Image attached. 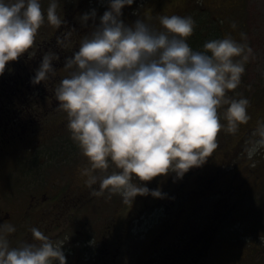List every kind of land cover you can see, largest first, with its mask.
Listing matches in <instances>:
<instances>
[{
  "label": "clouds",
  "instance_id": "obj_1",
  "mask_svg": "<svg viewBox=\"0 0 264 264\" xmlns=\"http://www.w3.org/2000/svg\"><path fill=\"white\" fill-rule=\"evenodd\" d=\"M134 3L107 0L98 19L96 9L80 15L83 24L91 21L92 31L66 58L69 74L55 88L57 107L67 113L71 137L90 163L83 169L87 183H99L93 195L118 193L125 203L138 195L163 197L160 187L140 182L171 173L182 178L218 148L221 129L236 133L251 119L250 99L227 95L240 86L253 55L248 43L226 35L194 49L188 42L196 25L192 16L160 15L158 30L139 16L134 22L122 18ZM59 5L60 0H49L45 15L42 0H0V75L9 62L33 54L45 19L56 27L66 22ZM71 35L66 32L58 42L66 47ZM58 58L45 52L32 83L54 76ZM262 149L264 120L245 142L251 167ZM16 230L14 224H0V264H67L64 241L34 226L32 240L13 245L9 234Z\"/></svg>",
  "mask_w": 264,
  "mask_h": 264
},
{
  "label": "rangeland",
  "instance_id": "obj_2",
  "mask_svg": "<svg viewBox=\"0 0 264 264\" xmlns=\"http://www.w3.org/2000/svg\"><path fill=\"white\" fill-rule=\"evenodd\" d=\"M184 3L194 8H197L196 4H198V8L191 13L196 21L193 33L202 31L203 28L200 25L203 22H210L212 27L214 21L212 39L231 35L236 40L244 41L252 47L253 55L246 64V71L242 76L240 86L227 93L228 96H246L250 99L248 112L251 119L247 124H242L236 133H230L226 129L220 130L217 136L218 148L211 154L212 160L208 161L205 166L195 167L194 172L190 169L180 179L172 173L166 176L165 181L162 175L158 176L157 180L148 182L156 188L160 187L162 192L166 191L163 197L138 195L133 203H125L118 193L116 196L120 200L117 202L115 200L106 202V198L102 195L94 200L90 207L86 205L81 215L78 211L72 210L71 215L73 213L79 215L76 216L77 218L72 217L71 222L38 225L37 227L43 231L44 228L50 229L49 233L44 232L53 239L64 241L67 264H96L99 262L96 251L102 253L101 250L105 251L103 253L117 254L116 258L123 263L126 259V251L134 250V246H138L137 242L144 238L150 229H156L160 221L164 219L162 213L170 218L177 211V205L182 207L190 199H195L192 204L195 210L194 223L209 224L205 228L211 233L206 236L207 244L210 243V254L215 249L213 257L221 256L220 260H214L216 264H264V149L253 158L263 166L262 171L258 172L250 171L255 167H251V161L243 151L245 142L251 136L257 122L264 120V0H135L133 5L123 9L122 18L126 22H134L142 13L147 12L148 16L154 17L160 8L164 12H172V9L183 6ZM88 5L91 6V2ZM203 5L206 10L210 8L209 13L202 10ZM103 9H105L104 6L99 8V10ZM197 25L199 28H196ZM154 28L161 30L160 23H155ZM201 34L204 39L197 41V45L194 44V37L188 38V42L194 49H202L207 41V34ZM226 108L227 105L219 108L223 123H226L223 119ZM65 140L67 143L64 149L66 159L61 158L54 161L55 187L76 190L77 185L82 184V179H78L77 176H81L83 169L86 168L84 165L90 167V163L88 159L85 163L83 162L80 147L72 137ZM54 144L56 151L58 150L56 145H62L57 139ZM201 168L207 172L218 169L223 175L220 178L218 176L216 184L207 183L205 179L200 178L203 174L199 170ZM249 171L250 175L244 185L247 181L251 190H254L262 181L261 193L263 194L258 201H249L251 197L245 198L244 188L240 189L237 186ZM159 180L162 181L161 184L157 183ZM135 182L139 183L138 180ZM219 182L227 185L225 194H220V196L213 194V190L219 188ZM202 187L206 188L203 195L200 193ZM168 189L185 190L187 195L185 198L179 197L182 198L180 200L177 198L172 201L167 200L166 209H157L166 202ZM234 189L237 192L232 193ZM194 191L198 193L195 195ZM177 194L179 193L176 192L172 196ZM219 201L224 203L220 208L216 206ZM235 204L239 212L238 218L232 213L230 215V210L233 212L232 207ZM243 206L248 211L240 213ZM253 206L256 208H252ZM226 210L229 211L226 212ZM240 215L243 216V221ZM222 217L226 223L217 227ZM230 218L231 221L235 219V222L230 223ZM200 260L202 261V258ZM102 262L105 263V259Z\"/></svg>",
  "mask_w": 264,
  "mask_h": 264
},
{
  "label": "flooded vegetation",
  "instance_id": "obj_3",
  "mask_svg": "<svg viewBox=\"0 0 264 264\" xmlns=\"http://www.w3.org/2000/svg\"><path fill=\"white\" fill-rule=\"evenodd\" d=\"M103 1L60 0L58 12L66 22L56 27L45 19L38 30L33 49L30 50L33 54L29 56L25 53L18 60L9 62L3 75H0V224L7 222L16 226V232L9 234L13 245L24 240H32L30 229L34 226L71 222V218H77L76 216L86 205L91 206L94 200L99 199V196L93 195V188L98 189L99 183L88 185L87 176L84 173L77 176L78 179H82V184H78L76 190L55 187L54 161L66 159L65 139L71 138V132L67 127L69 118L65 111L57 107L59 102L55 96V88L60 80L69 74V71L64 68L66 58L73 56L80 46L81 39L92 31L91 21L83 24L80 15L96 9L98 19L108 6L107 0ZM89 2L91 6H87ZM185 3L183 6L172 9V12H164L160 8L154 17L148 16L147 12L142 13L140 17L154 27L155 23H159L160 15H180L183 12L185 13L183 16H186L198 8V4H196L197 8H194ZM48 5L49 0H42L45 15ZM101 6L105 9L99 10ZM203 6L202 10L209 13L210 8L206 10L205 5ZM198 26L196 28H199ZM200 27L203 28L202 33L211 35L214 32V25L212 24L211 27L210 22H203ZM66 32H71L72 35L66 41L65 47L58 42V37L62 38ZM60 48H62L61 52H59ZM49 50L56 52L59 57L54 61L56 73L50 79L34 84L31 80L35 74L34 70L39 66L44 53ZM56 139L62 144L56 145L57 151L54 144ZM79 151L85 163L87 158L81 149ZM76 153L77 151L75 155ZM84 167L87 166L84 165ZM112 170V168L109 169V171ZM199 170L203 173L200 178L205 179L207 183L216 184L218 176L219 178L222 176L218 169L208 172L202 168ZM157 179L158 176L152 181ZM165 179L166 176L163 181ZM148 182L150 181L140 183H147L150 189L156 188ZM157 183L161 184L162 181L159 180ZM218 186L220 189L225 188V184L221 182ZM205 191L206 188H200L201 193L204 194ZM72 210L78 211L79 214L71 215ZM44 231L49 233L50 229L44 228ZM208 235H211L209 231L201 234V239L193 244L201 245ZM201 246L204 253L198 251V247L196 253L191 252L192 255L184 252L185 256L176 249L175 264H181V261L182 264H198L196 257L200 256L203 259V255L210 252L209 248L205 250L206 245ZM101 252L96 251L99 259L96 264H139V250L137 257L135 250L126 251V259L123 263L118 261L117 254L103 253L105 252L103 250ZM104 259L105 263L102 262ZM163 263L165 262L162 260L158 262V264ZM203 263L205 264V261L201 264Z\"/></svg>",
  "mask_w": 264,
  "mask_h": 264
},
{
  "label": "trees",
  "instance_id": "obj_4",
  "mask_svg": "<svg viewBox=\"0 0 264 264\" xmlns=\"http://www.w3.org/2000/svg\"><path fill=\"white\" fill-rule=\"evenodd\" d=\"M183 14H185V13H183V12L180 13V15H182V16H183ZM207 35H208V37H210L208 39H212L211 35H209V34H207ZM200 38L201 39H199V40L195 39L194 44L197 45V41H202V39H204V36H202ZM61 51H62V48L59 49V52H61ZM262 168H263V166H261L257 162L256 167L254 169H251L250 171L251 172H258V171H262ZM192 170L195 171L196 168H192ZM250 171H249L248 175H246V177H243V180L237 186L240 189L244 188L243 193L245 194V198L251 197L249 201H252V200L258 201L262 197V194H263V192L261 193L262 181L257 184V186L254 190H251L247 181H246V184L244 185L245 180L250 175ZM176 192H178L179 194H177L176 196H172ZM195 192L196 191H194L193 194L196 195L198 192H196V193ZM213 192H214V194L220 196V194H222V192H224V189H223V187H221V189L217 188V189H214ZM233 192H237V191L234 189V190H232V193ZM239 192H240V190L238 191V193ZM166 194L167 195H166V199H165V201H166L165 204H162V206H160L157 209H161V208L166 209L167 200L172 201L175 198L180 200L182 198H179V197L185 198V196L187 195L185 190L184 191H174L173 189H169ZM201 194L203 195V193H201ZM116 195H117V193L108 194L107 191H105L103 196L106 198V200H105L106 202H111L112 200H115V202H117V200L119 201L120 198H118ZM99 197H101V196H99ZM194 200L195 199L188 200L186 205H184L182 207L177 205V207H178L177 211H175V213L170 218H167L162 213V218H164V219L160 221V223L157 225L156 229L155 228L150 229L149 232L146 234V236L137 242L138 246H136V247L134 246V250L136 251V253H135L136 257L138 256L137 252L139 250V255H140L139 264H158V262L160 260L165 262L163 264H175L176 257H174V255H175L176 249L180 250L179 252L183 256H185L184 252L196 253L195 251L198 247H199L198 251L204 253V249L201 246L203 244L206 245L205 250H208V248L210 247V243L207 244V241H205L204 239H203V243L201 245L193 244L197 240L201 239V236H200L201 234H205L208 231L205 228V226L209 225L208 223H202V224L194 223L193 213L195 210H193V208H192V204H193ZM223 205H224V203H222V201H219L218 203H216V206L218 208L222 207ZM236 207H237L236 204L233 205L232 208H234V209H233V212L230 210V215L232 213L234 216H236L238 218L239 212L237 211ZM252 208H256V207L253 206ZM159 211L161 212V210H159ZM228 211L229 210H226V212H228ZM247 211L248 210L245 209L243 206L240 213H244ZM240 218L243 221V219H244L243 216L240 215ZM229 222L233 223V222H235V219L231 221V218H230ZM225 223L226 222L224 221V218L222 217L220 223L217 224L216 226L220 227V226L224 225ZM237 224H241V222H237ZM260 224H262L261 221H260ZM201 225H204V227H201ZM261 228H262V225H261ZM219 232H221V231H219ZM214 251H215V249L212 250L211 254L209 252V254L206 253L205 255H203L204 258L202 259V261L200 260V256H197L196 260L198 261V264H201L203 261H205V264H216L214 262V260H220L221 256L218 255L217 257H213ZM190 255H192V253ZM181 264H182V261H181Z\"/></svg>",
  "mask_w": 264,
  "mask_h": 264
},
{
  "label": "bare ground",
  "instance_id": "obj_5",
  "mask_svg": "<svg viewBox=\"0 0 264 264\" xmlns=\"http://www.w3.org/2000/svg\"><path fill=\"white\" fill-rule=\"evenodd\" d=\"M38 54V53H37Z\"/></svg>",
  "mask_w": 264,
  "mask_h": 264
}]
</instances>
